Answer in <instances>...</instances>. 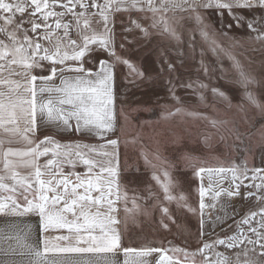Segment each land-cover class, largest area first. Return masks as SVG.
Segmentation results:
<instances>
[{
	"label": "snow or ice",
	"instance_id": "obj_1",
	"mask_svg": "<svg viewBox=\"0 0 264 264\" xmlns=\"http://www.w3.org/2000/svg\"><path fill=\"white\" fill-rule=\"evenodd\" d=\"M201 9H214L221 17L227 11L237 27L246 24L249 31L255 33L249 39L264 45V0H0V163L3 165L0 215L22 217L31 214L38 218L41 247L23 245L34 257L26 264H47L48 253L84 258L66 264H101L102 255L105 257L102 264H113L106 254H115L121 249L126 257H133L131 262L126 259L124 264H147L142 257L152 253L158 254L156 264H264V169H249L246 161L229 167H196L193 158L186 156L187 166L193 167L194 175L201 180L198 188L201 238L205 234V210L214 209L222 196L238 197L241 187L253 188L254 191L245 192L244 197L255 196L260 207L235 220L232 234L202 241L193 251L179 246L122 248L115 205L121 198L127 200V192L122 191L119 183V140L108 139L110 150L104 151L105 145H100L102 151L97 152L95 145L61 143L48 135L39 140L35 138L39 118L60 124L62 131L89 132L100 138L114 130L115 65L123 64L130 74L144 77L143 71L116 52L117 14L133 10L151 13L143 17L151 20L150 27L163 25V31L175 37L166 14L188 12L189 18H194L201 26V35L207 40V25ZM257 10L262 14L255 16ZM245 11L255 18L248 19L241 14ZM129 21L131 27L124 28L125 32L135 28L149 35L148 27L131 17ZM227 28L231 29L232 24ZM221 34L227 36L228 32ZM218 47L212 50L215 52ZM100 51L112 59H100L97 64L95 56ZM88 63L94 68L86 67ZM201 64L203 66V61ZM234 67L241 83H254L238 62ZM167 68L169 73L175 71L171 63H167ZM204 71L207 74V67ZM68 72L75 75L66 76ZM56 79L59 84L55 83ZM167 83L169 93L177 101L180 100L175 94L177 87L192 89L201 101L204 95L199 90L208 88L199 80L176 84L170 77ZM211 91L227 99L218 88L213 87ZM245 95L251 104L264 111V105L251 92ZM181 111L176 108L168 115ZM189 115L202 114L192 112ZM211 123L215 126L217 122ZM14 144L23 146L13 147ZM41 157L46 158L43 163ZM77 163L86 167V173L83 176L75 174L73 180V173L65 174L64 169L66 165L75 168ZM145 163L156 168L147 157ZM205 175L209 178L207 187L203 184ZM163 176L161 180L153 172L152 178L162 189L164 199L176 200L178 205L195 213L197 209L188 205L183 195L172 194L175 185L167 170H163ZM213 176L218 178L215 187ZM6 180L11 182L6 183ZM224 180H230L228 188L221 186ZM257 180L259 183H254ZM208 196L213 203L205 202ZM224 208L225 205H221V209ZM161 211L169 213L167 207H161ZM221 219L217 216L211 221L213 226ZM163 226L167 228V224ZM217 246H223L231 254L218 251ZM3 254L7 256L9 252ZM90 256L97 259H89ZM0 264L12 262L0 261Z\"/></svg>",
	"mask_w": 264,
	"mask_h": 264
},
{
	"label": "rangeland",
	"instance_id": "obj_2",
	"mask_svg": "<svg viewBox=\"0 0 264 264\" xmlns=\"http://www.w3.org/2000/svg\"><path fill=\"white\" fill-rule=\"evenodd\" d=\"M200 11L207 25V40L201 35V26L194 18H189L188 12L166 14L175 37L164 32L163 25L151 28V20L143 19L151 13L131 11L115 17L116 52L144 72V77H139L130 74L125 65L118 64L119 127L116 137L121 144L122 167L119 183L122 191L127 192V200H119L127 208L121 215L127 248L179 246L193 251L202 241L232 234L235 220L260 207L255 196L244 197L245 192L254 189L241 187L240 196H222L214 209L205 210V234L202 238L199 235L198 188L201 180L194 175V168L187 166L189 162L185 157L190 155L196 167H229L246 161L249 169H264V111L251 104L245 95L251 92L264 105V45L249 39L255 33H251L246 24L237 27L227 11L223 17L214 9ZM241 14L254 19L262 13L257 10L255 16L246 11ZM129 17L148 27L149 35L135 28L125 32L124 28L131 27ZM228 24H232L231 29L227 28ZM225 31L227 36L221 34ZM216 45L219 47L214 52L212 49ZM236 62L254 83L240 82L234 67ZM167 63L173 64V73H169ZM204 67L208 69L207 74ZM170 77L176 84L189 80L207 84V89L199 90L204 100L201 101L192 89L180 87L175 92L180 100L173 99L167 83ZM213 87L223 91L227 99L214 95ZM176 108L182 111L168 115ZM192 112L202 115H189ZM212 121L217 122L215 126ZM145 157L156 165L155 169L146 165ZM163 170L169 172L174 182L172 194L183 195L187 204L197 209L195 213L178 205L176 200L164 199L162 189L152 178L155 172L163 180ZM212 180L215 187L218 178L213 176ZM203 184L205 187L209 184L207 175ZM221 186L228 188L230 180H224ZM205 202L213 203L210 196L205 197ZM221 205H225L223 210ZM161 207H167L169 213H162ZM217 216L222 219L213 226L211 221ZM217 250L231 254L223 246H217Z\"/></svg>",
	"mask_w": 264,
	"mask_h": 264
},
{
	"label": "crops",
	"instance_id": "obj_3",
	"mask_svg": "<svg viewBox=\"0 0 264 264\" xmlns=\"http://www.w3.org/2000/svg\"><path fill=\"white\" fill-rule=\"evenodd\" d=\"M135 11V10H133ZM75 32L73 35V38H75ZM115 38V37H114ZM100 59H108L111 60L112 58L107 55L106 52L100 51L97 52L95 56V60L98 61ZM91 65V66H90ZM86 67L94 68V65L91 63L86 64ZM118 69L119 65H115L114 67V78H113V92H114V130L111 132H108L105 134L103 138L97 137L89 132H68V131H62L61 125L58 123H47L44 121L43 118L38 119V131L35 134V138L37 140L42 139L45 135L52 136L61 143H67V142H79L82 144H90L95 145L97 147V152L102 151L99 146L105 145L104 151L110 150V146H107V140L108 139H118L116 137V134L118 133V107H117V101H118ZM40 74V73H37ZM43 74H47L46 72ZM66 76H74V73H65ZM56 84H59V79L55 80ZM74 123V122H73ZM107 137V138H105ZM119 140V139H118ZM13 147H22L23 145L20 144H14ZM118 152H119V178L121 175V144L119 141L118 146ZM50 158V156L48 157ZM46 158L41 157V163L44 162ZM65 174L71 172L73 173L72 179H75V174H80L81 176L85 175L86 173V167L81 164L77 163L75 168H72L70 166H65ZM98 171V169L96 170ZM0 174H3V165L0 163ZM45 179L47 177H44ZM6 183H10V180H6ZM8 193H3V195H7ZM95 195V193H94ZM115 207L117 208V212L115 213L117 219L119 220V224L116 225V227L119 229V232L122 237V248L126 247V233H125V224L123 223V220H121V215H123V212L125 211V206L123 205L120 200L116 202ZM95 209H93L94 211ZM27 243L30 245H34L37 248H40L41 245L39 243V227H38V218L35 215H25V216H3L0 215V261H11L12 264H26L27 261L33 259L29 254V251L26 247H23V245ZM15 251H12V250ZM134 249V248H133ZM5 251L9 252V255L5 256L3 253ZM23 253V255H21ZM89 259L96 260L97 257L90 256ZM105 257L101 256V264ZM106 258L109 261H112L113 264H124V261L128 259L130 262L133 259V257H126L121 249V251L115 253V254H106ZM47 264H66L68 261H80L84 259L80 256H66L63 254L58 253H48L46 254ZM147 264H153V262H156L158 259V255L154 256L153 254H150L146 257H142Z\"/></svg>",
	"mask_w": 264,
	"mask_h": 264
}]
</instances>
